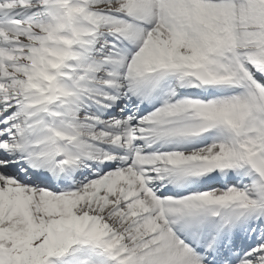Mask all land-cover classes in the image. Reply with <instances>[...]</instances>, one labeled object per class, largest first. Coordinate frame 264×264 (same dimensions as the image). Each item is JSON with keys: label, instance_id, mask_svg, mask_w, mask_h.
Wrapping results in <instances>:
<instances>
[{"label": "snow or ice", "instance_id": "6c2138e0", "mask_svg": "<svg viewBox=\"0 0 264 264\" xmlns=\"http://www.w3.org/2000/svg\"><path fill=\"white\" fill-rule=\"evenodd\" d=\"M0 264H264V0H0Z\"/></svg>", "mask_w": 264, "mask_h": 264}]
</instances>
